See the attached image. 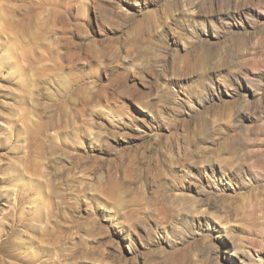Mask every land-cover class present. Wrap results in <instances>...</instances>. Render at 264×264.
<instances>
[{"label":"rangeland","instance_id":"374dc122","mask_svg":"<svg viewBox=\"0 0 264 264\" xmlns=\"http://www.w3.org/2000/svg\"><path fill=\"white\" fill-rule=\"evenodd\" d=\"M0 264H264V0H0Z\"/></svg>","mask_w":264,"mask_h":264}]
</instances>
